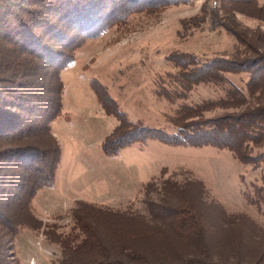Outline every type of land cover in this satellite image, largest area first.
<instances>
[{
    "label": "trees",
    "instance_id": "obj_1",
    "mask_svg": "<svg viewBox=\"0 0 264 264\" xmlns=\"http://www.w3.org/2000/svg\"><path fill=\"white\" fill-rule=\"evenodd\" d=\"M179 2L0 0V264H11L8 252L22 226L41 230L59 247L57 264H264V227L243 212L230 213L207 200L201 181L181 180L176 173L165 176L160 171L142 186L144 212L135 202L114 207L78 200L64 230L43 223L32 211V200L52 184L60 160L51 122L61 114L60 71L72 61L73 49L131 13ZM229 3L264 24V0ZM209 16L211 27L233 34L241 49L207 59L173 53L168 59L175 71L168 75L175 89L157 94L175 103L200 84L228 83L224 98L178 103L168 117L172 130L166 131L130 119L106 88L92 80L102 108L117 120L101 142L105 155L152 139L171 146L226 149L232 159L252 169L264 163V30L241 27L221 16L216 6ZM239 73L248 75V97L227 78ZM45 79L55 83L46 85ZM214 104L225 111L207 115ZM252 187L243 197L260 208L264 180Z\"/></svg>",
    "mask_w": 264,
    "mask_h": 264
},
{
    "label": "rangeland",
    "instance_id": "obj_2",
    "mask_svg": "<svg viewBox=\"0 0 264 264\" xmlns=\"http://www.w3.org/2000/svg\"><path fill=\"white\" fill-rule=\"evenodd\" d=\"M229 1L181 0L157 10L131 13L73 49L72 61L60 71L64 84L61 114L51 122L60 160L52 184L39 190L32 200L35 217L67 230L78 200L114 207L135 202L144 212L139 200L142 186L166 171L165 176L176 173L181 180L201 181L207 200L222 205L227 212H243L264 227V206L249 204L242 194L251 191L253 184H262L264 163L252 169L232 159L226 149L171 146L152 139L105 155L101 142L117 120L104 111L90 84L92 80L102 84L130 119L171 131L168 117L175 114L178 103L216 102L224 98V89L229 87L228 83L200 84L185 100L175 103L157 94L175 89L168 75L175 71L168 59L173 53L207 59L241 49L233 34L222 27H211L212 7H218L221 16L234 19L243 28L264 30L263 23L231 9ZM227 78L248 97L246 73L227 74ZM54 83L55 79H45L46 85ZM214 105L207 115L225 111L220 104ZM60 256L59 247L41 230L26 226L18 228L8 252L11 264H57Z\"/></svg>",
    "mask_w": 264,
    "mask_h": 264
}]
</instances>
